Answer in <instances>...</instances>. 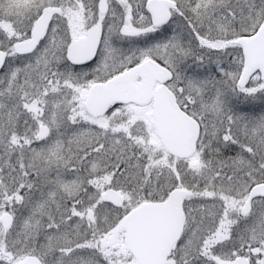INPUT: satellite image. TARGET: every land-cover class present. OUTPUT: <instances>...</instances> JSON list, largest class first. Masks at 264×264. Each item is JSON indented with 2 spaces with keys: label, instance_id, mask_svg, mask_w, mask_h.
<instances>
[{
  "label": "snow or ice",
  "instance_id": "1",
  "mask_svg": "<svg viewBox=\"0 0 264 264\" xmlns=\"http://www.w3.org/2000/svg\"><path fill=\"white\" fill-rule=\"evenodd\" d=\"M0 264H264V0H0Z\"/></svg>",
  "mask_w": 264,
  "mask_h": 264
}]
</instances>
